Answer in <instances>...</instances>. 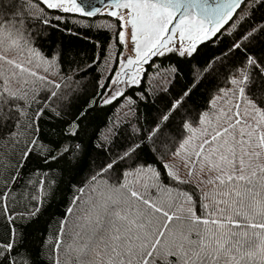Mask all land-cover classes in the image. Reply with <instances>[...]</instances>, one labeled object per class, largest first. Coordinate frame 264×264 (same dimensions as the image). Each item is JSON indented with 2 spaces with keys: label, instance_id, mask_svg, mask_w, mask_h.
<instances>
[{
  "label": "snow or ice",
  "instance_id": "1",
  "mask_svg": "<svg viewBox=\"0 0 264 264\" xmlns=\"http://www.w3.org/2000/svg\"><path fill=\"white\" fill-rule=\"evenodd\" d=\"M104 2L103 15L115 26L110 39L126 45L130 32L135 55L120 52L119 70L98 80L91 99L73 113L82 70L65 69L62 50L39 47L40 25L66 24L63 14L86 21L102 9L92 0H0V50L24 57L0 55L11 67L8 73L0 65V264H264V0ZM224 39L226 48L197 62L192 85L148 125L133 124L125 136L113 121L91 155L79 136L92 109L125 101V116H135L139 102L157 90L171 92L179 62ZM171 56L176 65H156ZM112 58L105 47L103 59L95 56L88 67ZM144 65L168 86L149 85ZM213 73V79L223 74L226 87L217 86L208 110L190 107L193 88ZM128 89L136 90L133 96ZM67 115L74 118L68 122ZM52 120L66 124L62 139L45 130ZM121 137L125 142L114 149ZM59 161V183L66 179L77 194L87 185L97 194L86 210L73 195L83 215L72 243L71 207L61 220L33 227L55 195L48 172ZM33 162L38 166L24 172Z\"/></svg>",
  "mask_w": 264,
  "mask_h": 264
},
{
  "label": "trees",
  "instance_id": "2",
  "mask_svg": "<svg viewBox=\"0 0 264 264\" xmlns=\"http://www.w3.org/2000/svg\"><path fill=\"white\" fill-rule=\"evenodd\" d=\"M35 11L39 13V8ZM96 18H88L86 21L73 19L74 14H63L65 20L68 22L65 24L63 21L53 20V27L45 28L40 25L41 31L44 33L41 40L38 41L39 47L45 52H50L51 50H62L64 53L63 57V67L68 68H79L82 71L79 72L80 77V90L77 93L78 98L73 101L74 107L70 109V112H75L86 100H90L95 89V84L98 80L103 81V77H107L112 69L117 71L118 63L116 60L117 55L123 52V45H117L115 39H110L114 35L115 26H110V21L103 14ZM51 16L58 15L54 10H49ZM260 13H257V17ZM59 25L56 27L55 25ZM67 29H71L68 31ZM223 39V38H222ZM230 39V38H229ZM228 39H224L223 43L217 42L214 45H208L207 43L200 48V52L194 58L188 61L179 62L180 75L176 78V82L171 86V92L167 95L160 93L158 90L155 95H153L149 102H139L135 109V116L128 115L125 101H120L119 104L114 103L113 105L97 107L92 109L86 118H84L81 123V131L79 139L83 143L89 146L92 156L96 155V150L93 147L95 143H99L103 140L108 127L112 126V122H116V126L120 128V131L127 136L131 131V125H148L151 120H153L158 114L160 109H163L164 105L170 100L174 95H176L182 88H187L192 85L193 73L192 68L198 67V63H203V61L212 55H219L222 48H226ZM107 47L108 52L113 54L112 63L107 70V66L101 63L100 67L97 68L93 66L88 67L92 63L95 56H100L103 59L104 48ZM0 55H8L9 57H15L18 61L23 62L24 57L21 54L15 52H6L0 50ZM155 59V58H154ZM169 64L176 65L177 57L171 56L168 59H156V65L161 68L168 67ZM2 68L5 72L10 73L11 67L0 62ZM148 70V83L149 85L154 84H164L165 87L168 85L163 81H155L156 72L153 68H148L147 65L144 66ZM37 72L42 73V69H35ZM103 74V76H102ZM26 75V74H25ZM32 79L31 77H27ZM51 78V77H50ZM161 78V76H160ZM199 79V77H197ZM154 80V81H153ZM214 82V81H213ZM215 84V83H214ZM199 86V87H198ZM193 88L190 98L187 104L194 108H202L201 111L208 110V93L212 88L213 84L208 81L207 87L202 88L201 84ZM39 87V85H37ZM210 89H209V88ZM215 87V85L213 86ZM151 90V88H150ZM135 89H128L127 95L133 96ZM208 93H207V92ZM74 117L72 115L65 116V120L70 122ZM55 124L56 128H52ZM66 127V124L61 125L59 121H49L45 125V130L49 132L51 137L53 132L57 133L54 138L62 139L58 134ZM167 131V129L165 130ZM99 137V140L97 139ZM134 139V137H133ZM125 141L123 137L118 138L116 143L112 146L114 149L119 148ZM141 155H146L142 152ZM38 165L36 163H31L28 167L24 168V172H29L30 168H36ZM63 167V161L53 162L49 165L48 177L49 181L55 180L57 183L52 185L55 191L54 197H52L46 204L45 211L40 217L39 225L33 227L43 228L48 224L50 220L59 221L65 217L66 210L68 208H73L74 215H67V229L69 230L68 243H72L71 230L75 228V225L80 223L79 217L83 215V212L76 207L75 204L71 203L73 195H79L83 199L78 201L82 209H87L90 206L91 200L96 198V193L84 185L83 193H74L68 190L67 180L64 183H59L61 176L60 169ZM198 170V169H197ZM88 175L87 172L83 173L81 177H78L77 183L83 179V176ZM181 175H184L182 172ZM35 180L36 177H31ZM55 223H53V228ZM2 231V229H0ZM29 231H33V228H29Z\"/></svg>",
  "mask_w": 264,
  "mask_h": 264
},
{
  "label": "rangeland",
  "instance_id": "3",
  "mask_svg": "<svg viewBox=\"0 0 264 264\" xmlns=\"http://www.w3.org/2000/svg\"><path fill=\"white\" fill-rule=\"evenodd\" d=\"M107 11H108V8H107V10H104L103 12H107ZM122 53L124 54L125 57H127V56H133L134 57V55H135L134 51H133V45H132V41H131L130 32H126V45H123V52ZM111 63H112V60L109 61V64L107 65V70L109 69ZM118 70H119V65H118L117 71ZM215 76H216V73H213L212 76H209V77L205 78L202 83H199V84H201V87L204 88V89H205V87H207L208 81L211 82L213 84V86L215 85V87H213V86H212V88L210 87L211 89L208 87L210 89L209 93L206 91L208 93V99H209V97L212 94L215 93V89L217 88V86L226 87L223 74L221 73L218 76V78L213 79V77H215ZM154 80L157 81V82H160V81L164 82V79L160 78V76H157V75H156ZM117 87H123V86L122 85H117ZM202 108H199V110L201 111ZM197 143L198 142L194 139L193 140V144L191 146L192 149H195ZM81 186H84V185H81Z\"/></svg>",
  "mask_w": 264,
  "mask_h": 264
},
{
  "label": "water",
  "instance_id": "4",
  "mask_svg": "<svg viewBox=\"0 0 264 264\" xmlns=\"http://www.w3.org/2000/svg\"><path fill=\"white\" fill-rule=\"evenodd\" d=\"M92 3L94 4V6L102 9V12L104 10H107L106 4L104 2V0H92ZM107 13V12H106ZM145 66V65H144Z\"/></svg>",
  "mask_w": 264,
  "mask_h": 264
}]
</instances>
